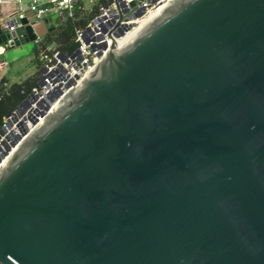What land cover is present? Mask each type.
I'll return each mask as SVG.
<instances>
[{
  "label": "water",
  "instance_id": "obj_1",
  "mask_svg": "<svg viewBox=\"0 0 264 264\" xmlns=\"http://www.w3.org/2000/svg\"><path fill=\"white\" fill-rule=\"evenodd\" d=\"M168 8L3 168L0 264H264V0Z\"/></svg>",
  "mask_w": 264,
  "mask_h": 264
},
{
  "label": "built area",
  "instance_id": "obj_2",
  "mask_svg": "<svg viewBox=\"0 0 264 264\" xmlns=\"http://www.w3.org/2000/svg\"><path fill=\"white\" fill-rule=\"evenodd\" d=\"M173 0H109L101 4L97 13L93 15L89 23L76 29L74 42L79 47L70 52L69 47L60 49L48 47L47 50L40 47L42 36L37 35L36 44L40 47V70L37 85L29 92L19 106L4 118L0 128V155L4 150L5 137L10 133L17 140V134L21 136L18 127L13 120L20 121V127L24 130H32L34 121L38 115L47 117L55 106L75 87L79 86L87 74L92 71L112 49L114 42L126 36L127 32L139 26L147 17L165 4ZM83 0H31L27 9L23 6V0H0V6H14L15 8L0 19V35L3 33L23 30L26 26L35 24L41 20L52 19L58 15L53 24H60L67 19L75 18L76 10L81 9L82 14L88 12L83 5ZM139 13H142L139 15ZM27 19L28 23H24ZM124 34L117 36V33ZM10 48L8 43L0 44V87L7 90L13 82L9 81L6 72L11 62L6 57V51ZM1 73H4L2 75ZM60 93L57 98L56 94ZM51 106L47 109L49 102ZM4 131L1 133V131ZM17 132V134H15ZM13 149V146H12ZM4 160V158H3Z\"/></svg>",
  "mask_w": 264,
  "mask_h": 264
},
{
  "label": "trees",
  "instance_id": "obj_3",
  "mask_svg": "<svg viewBox=\"0 0 264 264\" xmlns=\"http://www.w3.org/2000/svg\"><path fill=\"white\" fill-rule=\"evenodd\" d=\"M108 1L109 0H101L100 5ZM100 5L94 7L92 11H88L85 14H82L81 9H77L75 18L67 19L57 25H50L48 32L43 36L40 42V47L45 50H47L48 47H57L60 49L68 48L74 41L76 29L86 26L93 15L97 13ZM40 47L37 46L36 49L38 59ZM38 76L39 72L22 82H14L7 90L0 87V128L3 125L5 116L15 110L25 96L37 85Z\"/></svg>",
  "mask_w": 264,
  "mask_h": 264
},
{
  "label": "rangeland",
  "instance_id": "obj_4",
  "mask_svg": "<svg viewBox=\"0 0 264 264\" xmlns=\"http://www.w3.org/2000/svg\"><path fill=\"white\" fill-rule=\"evenodd\" d=\"M49 2L50 0H41ZM31 0H23L25 9L29 7ZM101 0H83V5L88 11H92L94 7L100 5ZM54 22L51 18L41 20L35 24L37 35L44 36L49 26ZM37 44L35 41L24 42L20 46L8 48L6 57L11 62V66L6 72V76L11 82H22L30 76L35 75L40 70V61L36 53ZM4 75V73H1Z\"/></svg>",
  "mask_w": 264,
  "mask_h": 264
},
{
  "label": "bare ground",
  "instance_id": "obj_5",
  "mask_svg": "<svg viewBox=\"0 0 264 264\" xmlns=\"http://www.w3.org/2000/svg\"><path fill=\"white\" fill-rule=\"evenodd\" d=\"M175 1V0H173ZM172 1V2H173ZM171 2V3H172ZM170 6V4H165L159 8L156 12H154L150 17H147L144 22H142L139 26L134 27L131 31L127 32L126 36L122 39H118L117 42H114L112 45V49L114 50V54H117L123 46L130 41L134 36H136L143 28H145L148 24H150L152 21H154L156 18H158L160 15H162L165 11H167ZM102 61V60H101ZM96 68V67H95ZM94 68V69H95ZM90 71L87 76L82 80L81 84L91 75V73L94 71ZM62 101L57 104L54 108V110L50 113H54L58 109V107L61 105ZM48 114L47 117L50 115ZM47 117H43L38 115L34 121L32 130H24L19 128L20 127V121L19 120H13V123L16 127H18V131L21 133V138L23 139L21 143L19 144V140H16L14 136H12L10 133L5 137V141H8L10 143H13V149L8 157H6L4 160H1L0 162V173L2 172L3 168L8 164V162L17 154V151L20 149V147L27 141H30L33 137L35 132L42 127L43 123L46 121Z\"/></svg>",
  "mask_w": 264,
  "mask_h": 264
},
{
  "label": "crops",
  "instance_id": "obj_6",
  "mask_svg": "<svg viewBox=\"0 0 264 264\" xmlns=\"http://www.w3.org/2000/svg\"><path fill=\"white\" fill-rule=\"evenodd\" d=\"M14 6H0V19L2 16L6 15L8 11L14 9Z\"/></svg>",
  "mask_w": 264,
  "mask_h": 264
}]
</instances>
